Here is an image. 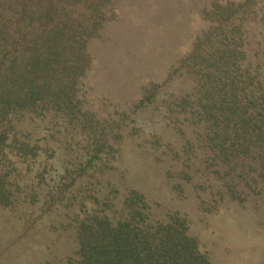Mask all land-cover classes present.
I'll use <instances>...</instances> for the list:
<instances>
[{"label":"rangeland","instance_id":"rangeland-1","mask_svg":"<svg viewBox=\"0 0 264 264\" xmlns=\"http://www.w3.org/2000/svg\"><path fill=\"white\" fill-rule=\"evenodd\" d=\"M238 1L98 3L87 43L81 48L91 64L74 85L78 99L61 109L66 119L57 120V136L50 138L44 128L21 138L26 153L13 145L16 155L0 154L5 186L13 190L0 193V264H64L67 253L77 247L68 238L74 235L76 214L90 213L92 204L86 199L104 193L92 194L91 180L98 177L95 170L84 176L81 172L87 170L80 169L82 164L90 168L91 163L101 166V179L108 177V171L115 178L128 174L126 184L154 200L169 203L171 193L169 206L177 209V222L195 236L210 264H264L262 186L250 187L252 176L245 181L248 190L216 177L214 159L206 151L207 158L198 161L196 146L202 148V140L192 139L195 131L190 123L197 127L204 123L196 108L181 102L180 96L191 90L192 78L201 74L199 58L214 51L220 40L232 41L222 37L220 26L223 12L232 20ZM207 30L211 33L203 39ZM195 53L200 54L195 57ZM165 107L178 110L176 125ZM66 127L74 134L69 145L72 153L59 146ZM95 146L98 150L93 152ZM79 152L85 155L82 160ZM117 168L125 170L123 177L115 175ZM23 169L34 184L30 192L12 178ZM44 184L50 189L57 186V192L45 195L37 190ZM79 184L82 190L76 196ZM211 186L214 194L209 192ZM118 188L116 184L105 187L109 195Z\"/></svg>","mask_w":264,"mask_h":264},{"label":"trees","instance_id":"trees-1","mask_svg":"<svg viewBox=\"0 0 264 264\" xmlns=\"http://www.w3.org/2000/svg\"><path fill=\"white\" fill-rule=\"evenodd\" d=\"M100 1L0 0L1 155H16L13 145L26 153L21 138L44 128L50 138L57 136V120L66 119L61 109L78 99L74 85L91 64L81 48L87 43ZM234 8L232 20L223 12L220 26L222 37L232 41L220 40L214 51L199 58L201 74L192 78L191 90L180 96L181 102L196 108L204 123L198 127L194 121L190 123L195 131L192 139L202 140V148L196 146L198 161L207 158L206 151L214 159L216 177L248 190L245 181L252 176L254 181L249 186L257 184L264 191V0H239ZM209 33L205 31L203 39ZM164 109L176 125L178 110ZM66 128L59 146L72 153L69 145L74 134ZM176 129L180 131L178 126ZM97 150L93 147V152ZM82 157L85 155L79 152L78 159ZM54 158L57 164L59 156ZM90 166L82 164L80 169H87L81 171L83 176L85 172H97L98 177L91 180L92 194L104 193L86 199L92 204L90 213L76 214L71 228L74 235L68 238L77 247L74 253H67L70 255L63 259L64 264H210L199 251L195 236L177 222L175 214L179 213L169 206L171 193L169 203L154 200L126 184L129 175L123 177L125 170H115V175L123 178H115L108 171V177L101 179V166ZM3 176L0 172V193L7 195L12 189L5 186L7 179ZM29 177L24 169L12 175L23 191L30 192L34 184ZM115 184L119 186L117 193L107 194L105 187ZM37 190L56 193L57 186L50 189L44 184ZM81 190V184L76 185V196ZM209 192L214 194L212 186ZM182 214L185 217L186 213Z\"/></svg>","mask_w":264,"mask_h":264}]
</instances>
